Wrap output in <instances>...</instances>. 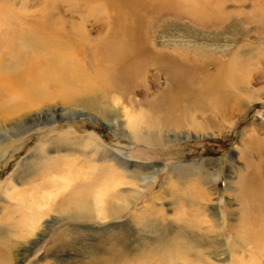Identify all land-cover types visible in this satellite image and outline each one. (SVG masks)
I'll return each mask as SVG.
<instances>
[{
    "label": "rangeland",
    "instance_id": "1",
    "mask_svg": "<svg viewBox=\"0 0 264 264\" xmlns=\"http://www.w3.org/2000/svg\"><path fill=\"white\" fill-rule=\"evenodd\" d=\"M102 2L0 0V103L6 105L0 108V145L6 146L0 156V238L6 234V223L14 224L27 214L19 197L30 201V195L39 198L45 191L55 196L40 228L10 251L12 264H264V246L243 227L250 211L240 191L241 175L247 177L253 170L241 157V137L256 125L264 126V100L244 105L240 112L228 110L227 122L235 123L220 135L192 131L198 135L156 147L129 142L124 128L132 114L144 108L141 98L161 95L170 87L169 75L150 64L141 86L123 90L112 84L107 71L114 63L104 59L100 49L114 8ZM126 3L123 8L134 15ZM191 4L183 6L192 9V17L171 6H155L152 13L143 14L144 41L161 54L186 51L225 62L236 53L251 71L245 97L264 98V0ZM55 46L69 50L68 56L90 75L86 87L76 83L78 90L69 94L47 81L37 86L38 92L46 91L51 98L32 107L22 92H6L9 85L30 82L34 72L51 63L57 66ZM11 106L15 108L9 112ZM141 125L145 129L150 123L143 120ZM90 132L106 147L92 153L79 146V139L73 141ZM261 137L264 140L263 133ZM263 143L253 153L256 163L263 157ZM115 152L129 154L131 168L140 173L150 172L140 168L143 164L164 168L153 183L139 187L142 193L137 197L133 189L144 181L139 180L140 173L138 180L129 177L118 162L127 168L128 163L116 159ZM215 159L220 161L217 182L211 176L218 170ZM187 162L196 164L195 171L178 173ZM174 163L178 165L173 167ZM91 182L100 183L116 218L69 217L74 194ZM125 197L131 203L124 208ZM12 228L11 237L4 240L13 245L24 241L18 237L23 235L20 230Z\"/></svg>",
    "mask_w": 264,
    "mask_h": 264
},
{
    "label": "bare ground",
    "instance_id": "2",
    "mask_svg": "<svg viewBox=\"0 0 264 264\" xmlns=\"http://www.w3.org/2000/svg\"><path fill=\"white\" fill-rule=\"evenodd\" d=\"M82 1L95 4L99 1H103L108 5H112L114 8V14L111 19L106 22V26L110 29L109 36L107 35L102 38L101 42L104 46L100 49L104 59H109L112 65L114 63V66L107 71L112 78V84L114 86L119 85L123 90H130L133 87L141 86L143 82L141 79L142 75H145L146 68L150 64L155 66L159 72L166 70L169 75L168 80L170 82V87L167 90L160 92L161 95L154 98H151L149 94L142 97L140 103L144 105V108H141L138 102L137 105L140 107L139 110H136L135 113L132 114L126 128H124L129 142L156 147L158 145L175 143L176 141L196 137L198 134H194L192 131L201 133L200 136L207 135L208 132L210 135H220L224 133L227 128H232L235 123V120L232 119L227 122L231 117V115L225 117L228 110L234 109V111L240 112L244 105L249 106L254 102L264 100V98L261 97L258 99L245 97L250 92L249 83L251 76H249L248 73L251 71H246L247 67L242 64V60L238 58V54L236 53H233L225 62L218 59L203 57L200 54L192 55V53H187L186 51L176 52L173 55L161 54L153 51L147 41H144L147 38L143 36V29L145 26V24H143L145 21L143 14L152 13L155 6H171L178 11L186 12L192 17V9H186L183 6L186 3L192 7V0H150L149 3H146V0H115L117 3H111L112 1L108 0ZM123 1L127 2L126 5H132L129 8L134 12V15H131L123 8ZM129 1L133 4L128 3ZM98 6L102 7L103 4H98ZM55 47L58 49V54L56 53L55 58L58 56L60 58L57 66L51 63L53 65H49V68L44 67L40 71L34 72L30 78V82H26V84H17L15 87L9 85L8 88H6V92L11 93L13 90H16V94L19 93V91L22 92L21 94H23L24 97L26 95L24 99L25 102L29 103L30 107H32L35 103L38 104L47 98H51V94L47 95L46 91L38 92L40 91V87L37 86H44L47 81H54L60 89L65 87L69 94H73L78 90L76 83L84 82L86 87V82L91 79L90 75L80 68L72 55L68 56L67 53L70 52L69 50L68 52H62L60 51L61 47ZM35 74L41 79H37ZM52 78L54 80H52ZM25 86L27 88H25ZM79 89L80 91L82 90L81 88ZM28 95H30V97ZM0 108L4 110L6 105L0 103ZM14 108L15 107L11 106L8 111L10 112L14 110ZM35 111H38V114L42 112L40 108ZM198 117L201 118L199 119ZM143 120L150 123V126L147 125L144 129L141 125ZM263 128V125H256L253 131L246 136L242 132L243 135L240 141L242 150L241 157L253 168V170L251 169L249 173H247V177L241 175V181L244 184L240 191L247 209L250 211L246 218L244 216L245 220L243 221V227L247 230L248 235L261 247L264 246V154L261 153L263 157L261 160L259 159L258 163L254 162L253 159H255V150L258 148L260 149L259 144H262L264 141L261 137V133L264 134ZM31 129L32 127H30L29 130ZM76 139H79L78 143H80L79 146H81L82 149L90 150L92 153L97 152L99 148L106 147L92 132L85 135L84 138L75 136L73 141H77ZM63 142H66L65 138ZM5 149V145H0V156L2 153L4 155ZM106 151L111 150L106 148ZM114 155L116 159L128 163L127 168L123 162H118L120 166L127 169L129 177L138 180L136 173L140 172L131 168V162L128 158L129 154L123 157L115 152ZM205 161L209 162L211 160ZM214 162H216L218 170H215L211 176L213 181L217 182L220 178V161L219 159H215ZM186 164L188 166L179 170L180 172L178 173L184 174L187 172V174H189L191 171H195L194 167L196 164L192 162H187ZM177 165V163L172 164L173 167ZM248 165L247 167L249 168ZM217 167L215 169H217ZM140 168L147 169L150 172L148 174L142 172L139 174V180L144 181V184H138V189H133L137 197L142 193L139 187H146L153 183V180L156 179L164 167L160 165L143 164ZM197 169L198 168H196V170ZM209 171L210 170H208V172ZM208 172H206V174H208ZM250 181L252 185H250ZM92 183L93 182L83 184L80 188V192L77 191L74 194V200L72 202L74 211L69 217L76 220L78 217L90 216L97 221L98 219L116 218L114 212H112L111 204L106 198V192L103 193L98 188L100 183ZM12 186L13 185L9 186L7 189L9 190ZM15 198L17 199V197ZM54 198L55 196H53L52 193L45 191L42 192L39 198H34L30 195V201L23 196L17 199L22 208H27V214L23 215L14 224L9 222L6 223L5 225L8 228L4 229V233L6 234L3 237H11L10 233L12 232V227H15L20 230L19 234H23L18 237L23 238L24 241L20 242L18 240L17 243L13 245L7 243L4 238L1 237L0 264H12L10 251L18 247L19 243L23 244L28 242L30 240V233L32 234L36 228H40L42 224L41 220L43 216L48 213L47 209L52 206ZM106 202H108L107 206ZM258 202H261L260 206H258ZM130 203L131 200L125 197L121 206L125 208L128 204L130 205ZM161 211L163 212L162 209ZM162 212L160 213V217ZM107 250L109 253V248ZM104 251L106 252V250Z\"/></svg>",
    "mask_w": 264,
    "mask_h": 264
}]
</instances>
